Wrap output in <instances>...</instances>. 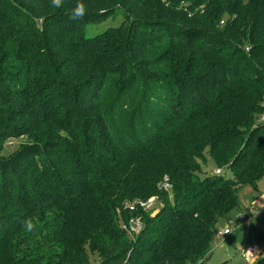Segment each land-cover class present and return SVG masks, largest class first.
I'll return each mask as SVG.
<instances>
[{
  "label": "trees",
  "instance_id": "1",
  "mask_svg": "<svg viewBox=\"0 0 264 264\" xmlns=\"http://www.w3.org/2000/svg\"><path fill=\"white\" fill-rule=\"evenodd\" d=\"M263 108L264 0H0V113L39 148L0 155V264H207L264 176ZM152 196L156 228L128 208Z\"/></svg>",
  "mask_w": 264,
  "mask_h": 264
},
{
  "label": "rangeland",
  "instance_id": "2",
  "mask_svg": "<svg viewBox=\"0 0 264 264\" xmlns=\"http://www.w3.org/2000/svg\"><path fill=\"white\" fill-rule=\"evenodd\" d=\"M167 15V14H166ZM170 17L164 18L170 20L172 23H175L179 28H181V40H184V32L190 31V29H203L205 31H210L214 33L212 25L205 22L204 20H198V18H191L189 15L183 14L182 12H176L174 16L168 14ZM120 21H116V25L120 24ZM111 22L109 21V24ZM103 28L101 27L100 30ZM99 30V28H98ZM191 34V33H189ZM188 34V35H189ZM219 35V33H218ZM183 36V38H182ZM190 37V35H189ZM264 109V108H263ZM8 112V111H7ZM14 115H6V113H0V122L3 120V124H8L9 122L14 123V125L5 127L7 131L10 130L9 137L6 138V141L3 143V148L0 151V155L5 158H9L14 155H18L24 150H26V154H30L35 152L34 148L31 149L33 141L36 140L34 135L36 134V130L32 129L31 125H28L26 122L25 116H21L14 111ZM264 115V113H263ZM1 126V125H0ZM42 130V128L40 129ZM28 133V134H27ZM8 134V133H7ZM25 147H29L24 149ZM215 166L213 165L210 159H207L206 165L204 166V175H214L215 174ZM222 171V170H220ZM223 178H231V175L227 171H222L221 175ZM258 193L253 192L249 188H242L239 191L240 204H246L245 206L255 207L253 211H248V223H239L236 218L237 211H233L229 215V219L232 221L231 228L233 229L232 234L228 238H220L217 236L215 238V242L212 248V254L207 261V264H220L222 262L227 261L228 264H253L248 263L244 260V252L243 250L250 246H256L258 250L259 257L264 255V204H260V200L264 198V176L261 181L258 183ZM168 197L171 196L170 191H168ZM148 199H156V204L154 205L155 210L150 209L146 211L150 214L153 223L151 226L155 228L157 225L161 224L162 217H154L157 216L158 212L156 211L161 205L160 201L156 197H150ZM170 203V202H169ZM166 205V204H165ZM168 205V204H167ZM170 205V204H169ZM163 205H161L162 207ZM242 213H247V208L241 209ZM145 212V211H144ZM139 221H142L141 218H137ZM220 226L224 224L223 228H226L227 223L225 221L219 222ZM132 225V224H131ZM142 226V224H141ZM128 228V227H127ZM130 230V229H128ZM221 230V228H219ZM139 234V233H138ZM138 234L131 236V238H135ZM129 235V233H128ZM130 236V235H129ZM140 246V244H139ZM91 264H98V260L96 258H91Z\"/></svg>",
  "mask_w": 264,
  "mask_h": 264
},
{
  "label": "built area",
  "instance_id": "3",
  "mask_svg": "<svg viewBox=\"0 0 264 264\" xmlns=\"http://www.w3.org/2000/svg\"><path fill=\"white\" fill-rule=\"evenodd\" d=\"M261 121L264 123V115L262 116ZM220 172H221L220 170H217L215 172V174L218 175V174H220ZM165 188H168V186L166 185ZM155 203H156L155 199H148L146 201H137L135 203L129 204L128 208L130 211L137 209V208H141L144 211H148L150 209L154 210ZM251 209L253 210L252 207H250V210ZM236 218H237V221L241 224L249 222L248 215L245 213H242V212H237ZM226 223H227L226 228H223V229L218 231V236L220 238H223V239L227 238L231 234V232L233 231V229L231 228V225H232L231 219H228ZM127 227L128 226H125V225L123 226V228L131 236H134V235L138 234L140 232V230L142 229L141 221H139L138 219H132L130 221L129 227L128 228ZM128 229H130V230H128ZM243 252H244V260L248 263L255 262L259 257L258 250H257L256 246L247 247L243 250Z\"/></svg>",
  "mask_w": 264,
  "mask_h": 264
},
{
  "label": "clouds",
  "instance_id": "4",
  "mask_svg": "<svg viewBox=\"0 0 264 264\" xmlns=\"http://www.w3.org/2000/svg\"><path fill=\"white\" fill-rule=\"evenodd\" d=\"M63 4V0H52V5L54 7H61ZM87 14L86 7L83 3L78 2L76 6L72 9L69 18L72 20L83 19V17ZM23 227L27 232H33L36 229V224L33 222L31 218H27L23 222Z\"/></svg>",
  "mask_w": 264,
  "mask_h": 264
},
{
  "label": "crops",
  "instance_id": "5",
  "mask_svg": "<svg viewBox=\"0 0 264 264\" xmlns=\"http://www.w3.org/2000/svg\"><path fill=\"white\" fill-rule=\"evenodd\" d=\"M258 192H259V191H258ZM258 192H257V193H258ZM260 204H264V198H262V199L260 200ZM245 205H246V204H241V208L238 209L237 212H241V211H242L241 209L247 208V213H246V214H248V211H250V206H245ZM252 208L255 209V207H253V206H252ZM252 211H253V210L251 209V212H252ZM224 226H225L224 224H222L221 226H220V224H219V228H221V229H223ZM231 234H232V232H231ZM231 234H230V235H231ZM230 235H229V236H230ZM229 236H228V237H229ZM228 237H227V238H228Z\"/></svg>",
  "mask_w": 264,
  "mask_h": 264
}]
</instances>
